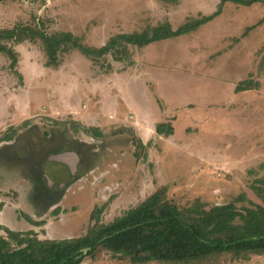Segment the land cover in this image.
<instances>
[{"label": "rangeland", "instance_id": "obj_1", "mask_svg": "<svg viewBox=\"0 0 264 264\" xmlns=\"http://www.w3.org/2000/svg\"><path fill=\"white\" fill-rule=\"evenodd\" d=\"M219 4L0 0V29L43 26L48 34L71 32L82 47H101L165 22L176 29ZM220 8L188 34L129 46L121 61L70 48L46 66L40 40L14 44L15 71L0 55V138L28 125L0 143V224L42 239L77 237L94 221V207L106 205L101 221L108 223L153 192L180 207L196 199L261 204L250 185L264 177V4ZM246 79L254 88L236 92ZM158 123L173 133L157 134ZM88 128L101 137L82 131ZM67 151L77 164L49 160ZM83 264L130 263L101 251ZM219 264H264V255Z\"/></svg>", "mask_w": 264, "mask_h": 264}, {"label": "trees", "instance_id": "obj_2", "mask_svg": "<svg viewBox=\"0 0 264 264\" xmlns=\"http://www.w3.org/2000/svg\"><path fill=\"white\" fill-rule=\"evenodd\" d=\"M227 1L243 6L264 4V0H220L217 11L199 18L189 17L176 29L165 22L142 33L117 34L101 47H82L71 32L48 34L43 26L16 24L11 29H0V55L9 59V69L15 71L19 56L14 44L40 40L46 66L57 65L58 54L70 48L79 49L92 60L111 54L115 61H121L129 57V46L143 47L194 31L216 17L221 4ZM250 82L249 79L239 82L235 91L254 88ZM27 126L25 121L17 131L1 136L0 143L12 141L19 129ZM86 130L82 129L101 137L99 132ZM155 132L168 136L173 129L158 123ZM250 188L261 204L248 200L249 205L238 206L232 201L207 206L196 199L180 207L174 200L153 192L108 223L101 221L106 205L94 207L90 214V220L94 221L85 234L77 237L42 239L32 230H14L0 224L5 233L0 235V264H83L86 257L94 258L101 251L130 264H219L223 257L249 260L251 256L264 255V177L255 178ZM244 196L235 200L242 201ZM4 206L5 202L0 201V211ZM22 219L38 223L27 214Z\"/></svg>", "mask_w": 264, "mask_h": 264}, {"label": "water", "instance_id": "obj_3", "mask_svg": "<svg viewBox=\"0 0 264 264\" xmlns=\"http://www.w3.org/2000/svg\"><path fill=\"white\" fill-rule=\"evenodd\" d=\"M68 153V152H67ZM67 153L66 152H64V153H62V154H59V155H57L55 158H53V159H55V160H59V161H61V162H63V163H65V161H68V160H66V158H67V156L68 155H71V156H73V158L76 160V159H78V155L77 154H75L74 152L72 153L71 152V154H68L67 155ZM70 157V156H69ZM65 160V161H64Z\"/></svg>", "mask_w": 264, "mask_h": 264}, {"label": "crops", "instance_id": "obj_4", "mask_svg": "<svg viewBox=\"0 0 264 264\" xmlns=\"http://www.w3.org/2000/svg\"><path fill=\"white\" fill-rule=\"evenodd\" d=\"M66 153H67V152H66ZM72 153H73V152H72ZM68 154H71V152H68L67 155H68ZM75 154H76V153H75ZM69 156H70V157H69ZM78 158H79V157H78ZM70 159L75 161V159L73 158V156L68 155L67 158H66V160L69 161ZM77 163H78V159H76V164H77ZM63 165L65 166V163H64ZM2 211H3V210H2ZM0 212H1V211H0Z\"/></svg>", "mask_w": 264, "mask_h": 264}, {"label": "flooded vegetation", "instance_id": "obj_5", "mask_svg": "<svg viewBox=\"0 0 264 264\" xmlns=\"http://www.w3.org/2000/svg\"><path fill=\"white\" fill-rule=\"evenodd\" d=\"M60 143V142H59ZM61 144H66V142L65 141H62V143ZM66 146H68V145H66ZM67 152H72V151H67ZM53 158H55V156L54 157H50L49 158V160H53V161H55V159H53ZM56 161H59V160H56ZM61 162V161H60ZM62 164V163H61ZM47 186H50V184H48ZM62 186V185H61Z\"/></svg>", "mask_w": 264, "mask_h": 264}]
</instances>
